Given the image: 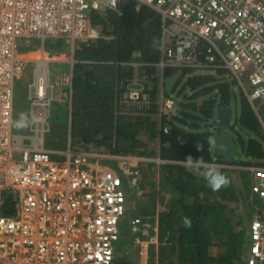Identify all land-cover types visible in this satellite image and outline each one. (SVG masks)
I'll return each instance as SVG.
<instances>
[{
    "label": "built area",
    "instance_id": "built-area-1",
    "mask_svg": "<svg viewBox=\"0 0 264 264\" xmlns=\"http://www.w3.org/2000/svg\"><path fill=\"white\" fill-rule=\"evenodd\" d=\"M124 1L0 0V264H115L128 185L136 183L135 176L130 180L132 172L124 168L125 185L121 175L100 167L89 152H69L58 160L45 147L57 98L43 58L35 60L29 84L33 147L14 143V115L15 90L27 63L20 44L63 40L75 49L95 43L104 35L93 26L92 14H121ZM132 1L137 10L150 8L160 16L162 53L156 64L130 63L132 77L117 79L118 114L154 116L161 134H169V123H180L176 97L183 93L163 94L167 71L172 76L187 72L186 78L217 75L239 87L264 132V0ZM151 67L155 73H149ZM71 88L69 84L62 93L61 103L71 101ZM250 170L251 192L260 205L249 223L245 261L264 264V167ZM7 195L12 197L9 205ZM130 226L135 233L149 225L135 218Z\"/></svg>",
    "mask_w": 264,
    "mask_h": 264
},
{
    "label": "trees",
    "instance_id": "trees-1",
    "mask_svg": "<svg viewBox=\"0 0 264 264\" xmlns=\"http://www.w3.org/2000/svg\"><path fill=\"white\" fill-rule=\"evenodd\" d=\"M93 26L103 31L104 38L91 44L78 45L75 50V60L73 77V124L94 125V135L103 136L102 140L98 142L95 137L90 138L83 136L84 143L88 146L98 145L104 146L107 151L112 154L120 155L122 153H132L134 148L140 147L141 141L137 139V130H133V122L130 123L131 116L124 115L119 120L115 119L113 115V104L116 101V82L117 79L124 80L132 77L133 70L130 63L138 61L148 64H156L160 61L162 53V21L160 16L154 10L142 7L139 10L136 8V3L132 0H125L121 8V14L118 13H93ZM42 42L34 40L30 46L35 47ZM20 51L23 49L25 43L20 44ZM67 44L63 40H48L45 42L46 51L59 52ZM139 54V58L135 57ZM90 61L91 63H86ZM149 73H155V67L149 69ZM182 74L180 79H187L184 87L180 93H185L186 90L193 92L189 96V104L184 105L185 109H191L199 114V116L186 114L192 120H198L200 117L205 121L213 122L215 120V113L217 107L226 108L231 107L232 104V83L229 81H222L217 75H194L186 78V74ZM222 72L221 74H223ZM173 75L172 70L167 71L166 79ZM180 82H178L179 84ZM188 97V96H187ZM201 97V101L198 99ZM157 106L153 110H156ZM146 117L147 120L139 122L141 129L147 128L152 135H155L157 119L154 116H140ZM151 117V120H150ZM76 121V122H75ZM137 123V122H136ZM182 125L183 123L180 122ZM115 124V125H114ZM240 126L252 133L253 137L245 139L238 137L236 143L241 149V153L249 160H257L260 167H264V132L260 126L251 104L243 95L241 99V114L239 117ZM171 130L169 134H161V158L165 161L182 162L187 156L191 155L193 158H202L204 161L214 163L211 147L213 143L212 132H189L183 127L175 123H169ZM211 126H209L210 128ZM194 129L200 130L198 124L192 126ZM232 130L231 128H229ZM90 138V139H89ZM121 138L128 145L131 151H127L126 147L123 151L119 150L116 139ZM92 143V144H91ZM199 149V150H198ZM217 157V156H216ZM219 158V157H217ZM219 161H222L219 158ZM251 162L237 161L232 165L248 166ZM173 168L174 166H168ZM221 170V169H220ZM225 175V171L221 170ZM172 174V173H169ZM197 178L194 177L187 168L180 167V172L173 184L176 189L182 192L190 191L186 200L181 198L178 203L184 212L188 215L191 221V227L180 228L177 239L178 251L180 258L185 262L183 264H206L209 260L207 255V245L204 244L205 235L203 232L204 219L200 215L203 208L210 206L203 203L201 210L197 205H191L189 196L194 194L195 182ZM198 184V183H197ZM203 189H207V183L203 179ZM192 188V189H191ZM210 191V189H209ZM194 192V193H193ZM11 196L7 195L5 199L6 205L11 202ZM193 204V203H192ZM7 214L10 211L6 210ZM129 211L127 212L128 216ZM126 216V219H127ZM165 219L164 230L161 233L162 241L168 232H171L169 223L172 220L171 216ZM125 226V223H124ZM163 229V228H162ZM125 233V230L123 231ZM246 237L235 234L234 244L228 251L225 258L220 259L218 264H232V260L240 252L241 256L237 258L241 264H246L247 255L244 252L243 244ZM126 240L125 235L122 234L121 242ZM236 240V243H235ZM174 245L163 246L160 249L159 264H173L171 256L176 253ZM168 253V254H167ZM245 255V256H243ZM168 256H170L168 258ZM242 257L244 260L242 261ZM234 258V259H233Z\"/></svg>",
    "mask_w": 264,
    "mask_h": 264
},
{
    "label": "rangeland",
    "instance_id": "rangeland-1",
    "mask_svg": "<svg viewBox=\"0 0 264 264\" xmlns=\"http://www.w3.org/2000/svg\"><path fill=\"white\" fill-rule=\"evenodd\" d=\"M65 43L67 44V47H64L59 52L46 51L45 44L43 46L42 43L38 45V47H32L25 44L22 48L27 50L25 52L20 51L23 58L27 60V63L25 64L22 76L17 82L15 90L14 143L19 146L33 147L36 143V136L32 131L31 106L28 99L29 84L33 82L34 72L37 68L35 60L41 58L44 60V57H48L49 59L47 60L51 71L49 80L52 85H55L54 95L55 98H57V100L53 102L50 110V116L48 118L49 130L44 134L45 146L51 147L53 144H60V141H65L66 143L68 137L71 143H75V135L77 130L80 131V128L76 123L74 124V127L71 126L72 121L75 118L71 115L69 107L65 103H61L59 99L62 97V93L68 90L69 84L73 83L72 79L74 76L72 75L74 74H72V65L77 62L74 59V56L75 50H77L78 47H75V49L72 50L73 45L68 42ZM139 56V54L135 55V57ZM85 62L91 63L90 61ZM40 63L46 64L45 61H41ZM186 80L187 79H180L179 74L166 79L163 83V94L166 92L171 94L173 92L175 95V92H181ZM220 80L226 81L227 79L220 78ZM178 82L180 83L178 84ZM157 89L159 93V84ZM231 91L233 96L231 101L233 118L228 130H230L229 128L232 129L230 131L236 140L239 136L245 139L253 137L254 135H252V133L244 130L239 124L241 99L243 95L240 92L239 87L235 84L232 85ZM192 94L193 92L186 90L185 93L176 97L179 105V107L175 109V113L178 116L177 119L182 115L184 122H192V124H198L202 130L212 129L213 132H216L218 130L216 119L218 108L216 109L215 120L211 123L210 121H205L202 117L198 120H192L186 116V114H196V116H199L198 113L191 109L184 108L185 104L188 106V98ZM199 100L201 101V97L198 101ZM145 120H147L146 117L140 116H131L129 120L130 123L133 122L134 127H132V129L139 130V138L137 137V139L143 144H146L145 142L148 139V135L141 131L142 126L138 123ZM87 125L89 126L90 123ZM93 126L94 125H91L87 130L83 129L81 133L90 138L95 137V141L97 138L99 142L102 140L103 136L98 135V137H96L94 135ZM209 126L211 127L209 128ZM35 128L36 126L33 125V129ZM71 128L72 130L74 129V132L69 131ZM155 128H157V126ZM116 142L119 150L123 151L126 147L124 145L125 142L121 140V138L116 139ZM158 151L159 147L157 148V144L154 143L150 149L146 150L142 147L140 150H133L132 153H122L118 155L122 164L118 161L115 170L119 174H124L123 168L121 167L123 166L125 171L132 172L130 180L135 176L136 183H131V186L128 185V190L131 192V199L129 201V213L127 219H125L126 224L124 226L126 240L123 243L120 241L117 245V260L115 261V264H159L160 249L165 245H174L177 250L175 255L171 256L173 264H183L185 262L183 258L179 260L180 253L178 251L177 239L180 228L184 225V218H188V215L184 210H179V203L175 199L171 200L163 194L164 190L160 187V181H163V167L158 164L155 165L156 167L152 170L151 167H148L149 165L146 162L148 158L154 160ZM237 160L243 162L250 161L249 159H246L243 154H241ZM239 166L241 167V165ZM257 166L259 165H249V167L245 169L246 173L242 171L244 181L243 191H247L246 193L249 192L248 185L251 190L254 182L250 169ZM160 171L162 172L161 174ZM236 174H238L241 179V170L237 171ZM226 177L228 179V184L222 187L219 191H212L207 184V187L211 190L208 192L210 198L207 197V200H204V202H209L208 205L210 207L203 208L201 216L204 219L203 232L206 238L203 242L207 245V251L210 250L212 254L208 256L209 260L206 264H218L220 259L226 257L229 253L228 249L230 250L234 244L235 234H240L246 237L245 243L243 244L244 252H247L250 242L248 233L249 220L255 217L256 211L253 206H258V204L254 201L250 202L248 194L245 199L244 197L242 198L241 194L243 191L240 186L241 180L237 181V177L234 173H228ZM125 179L129 183V179L127 177H125ZM167 216H171L172 219L169 223L171 232H168L166 235L167 237L162 241L161 233L164 230V225H167L162 223H164L165 219L168 220ZM135 218L143 219L144 224L147 223L149 226H140L138 231L133 233L131 231L130 223ZM124 246H127V250L122 249ZM141 252H144L145 255L142 256ZM240 256L241 254L239 252L238 256H236L235 259L233 258L234 262L232 260V264H241L237 259ZM243 260L244 257H242V261ZM187 264H189V261Z\"/></svg>",
    "mask_w": 264,
    "mask_h": 264
},
{
    "label": "crops",
    "instance_id": "crops-1",
    "mask_svg": "<svg viewBox=\"0 0 264 264\" xmlns=\"http://www.w3.org/2000/svg\"><path fill=\"white\" fill-rule=\"evenodd\" d=\"M72 50H74V49L72 48ZM74 59H75V57H74ZM75 64L72 65V67H73L72 74H74V66H75ZM72 76H74V75H72ZM72 82H73V79H72ZM71 91H72V99H71V101H69V103H66V105L69 107L70 113L72 115V112H73V102H72L73 101V88H71ZM217 108L219 110L221 107L218 106ZM218 110H217V112H218ZM113 115H114L115 119H117V120H119L121 117H124V115H125V114H118L116 112V110H115V103L113 104ZM195 116H196V114H195ZM180 118H183V116L181 115ZM180 118L178 119V121L179 122H182L183 125L181 123H175L176 125L183 127L185 130H187L189 132H194V133L201 132L202 129L199 131L198 129L192 128V126H194L195 123L192 124V122L191 123H188L186 121L184 122V120L183 119H180ZM71 126L74 127L73 121H72V125ZM156 126H157V128H156V130L154 132L155 135H152V132H150L147 128H143L141 130L142 132H144V133H146L148 135V139L145 142L146 144H143L141 142L142 145L140 147L134 148V150L135 151L140 150L142 147H144L147 150V149H150V147L154 143H156L157 144V148L159 147V151H158V154L156 155V157H155L154 160L151 159V158H148L146 160L147 164L149 165L148 167H151L152 170L156 167L155 165H158V164H159V166H162L163 167L162 168V171L164 173L162 175L163 176V181H160V184H161L160 187L163 188V190H164L163 194H165L171 200L172 199H175L177 202L181 198H184V200H186L187 197H188V193H191V192L189 190L186 191V192L185 191L182 192V190L176 189L177 187L173 184L174 180L176 179V177L178 176V174L180 172V167H182V166L185 167V166L182 164V162L165 161V160H163L161 158V148H162V144H161V132L159 130V126L158 125H156ZM88 127H90V126H88L87 123L86 124H83V125L79 124L80 131L77 130V132H76V135H75V143L74 144L70 142V139L68 137L66 143H65V141H60L61 142L60 144L58 143V144H53V146H51V147H49V146L48 147L45 146V147L48 148V150L53 153L54 158H56L58 160H63V159H65V157H69L68 156V153L69 152H75V151H85V152H89L90 154H92V161H94L100 167H102V168H104L106 170H109L110 169V170L116 171L115 169H116L117 162L119 161L120 164H122L121 161H120V157L117 154L110 153V151H107V149L104 146H98L97 144L96 145H92V146H88V145H86L84 143V141L82 139L84 135L81 132L83 131V129L84 130H87ZM69 131L70 132L71 131L74 132V129L72 130V128H71V129H69ZM202 131L212 132L213 134L215 133V132L212 131V129H210V130H202ZM138 135H136V137H138ZM130 143H128V145ZM124 145L126 146L127 144H124ZM127 146H126L127 151H131L129 149L130 146L129 147H127ZM21 147H23V146H21ZM27 148H31V147H27ZM211 153H212V157H213V160H214V164H216L217 166H219V168L221 170H224L225 171V176L228 175V173H231L232 172L237 177V181H240L241 180L240 186L242 188V191H243V187H244V181H243V173H242V171L245 172V169L248 168L249 165L252 166V165H255L257 163H260L257 160H252L251 159L249 161L251 163H249L248 166H241L240 167L239 166L240 164L239 165H232V164H227L223 160L222 161H219V158H217L218 156L216 155V152H215L214 142L212 143ZM155 163H157V164H155ZM169 165L170 166H174V167L173 168H169L168 167ZM121 167L123 168V171H124V167L123 166H121ZM239 170H241V175H242L241 179H240V176L238 174H236V172L239 171ZM189 172L194 177L197 178V181L195 182V186H194L195 187V190H194L195 193L193 192L194 194H192V195L189 196V201H191V205H197L198 208H199V211H200L202 209L201 208V204L205 203V204L208 205L209 202H204V200H207V197L210 198V194L208 192H210L211 190L209 191V188L208 187H207V189H203V187H204V185H203V178L198 174L197 171L189 170ZM161 173L162 172L160 171V174ZM169 173H172V174H169ZM119 175H121L124 179L126 177L124 174H119ZM124 183H125V185H128V182L126 181V179H125ZM248 184H249V182H248ZM248 190H249L248 193H246L247 191H243V193L241 194L242 198L244 197V199H245L246 196H247V194H248L249 195L250 202L251 201H254L259 206L260 205V201L251 192V190L249 188V185H248ZM127 192H128V209H129V201L131 199V192H130V190H128ZM175 197H177V198H175ZM178 207H179V210H182V208L180 207V204H179ZM253 208L256 210V206L255 205L253 206ZM248 212H250V211H248ZM201 214H202V210L200 211V215ZM249 221L251 222L252 219L249 220ZM123 231H124V224H123V228H122V234L126 236V234ZM121 239H122V237H121ZM165 246H168V245H165ZM122 249L127 250V246L122 247ZM207 254H208V256H210V254H212V253L210 252V250H208L207 251ZM169 257L170 256H168V258ZM116 260H117V255H116Z\"/></svg>",
    "mask_w": 264,
    "mask_h": 264
},
{
    "label": "water",
    "instance_id": "water-1",
    "mask_svg": "<svg viewBox=\"0 0 264 264\" xmlns=\"http://www.w3.org/2000/svg\"><path fill=\"white\" fill-rule=\"evenodd\" d=\"M232 118L233 111L231 107L220 108L216 118L218 130L213 136L216 155L227 164H235L242 154L232 132L228 130Z\"/></svg>",
    "mask_w": 264,
    "mask_h": 264
},
{
    "label": "clouds",
    "instance_id": "clouds-1",
    "mask_svg": "<svg viewBox=\"0 0 264 264\" xmlns=\"http://www.w3.org/2000/svg\"><path fill=\"white\" fill-rule=\"evenodd\" d=\"M182 164L189 170L197 171L212 191H219L228 184L227 177L220 170L219 166L214 163L206 162L200 157L193 158L189 155L182 161ZM184 226L191 227L190 219L184 218Z\"/></svg>",
    "mask_w": 264,
    "mask_h": 264
},
{
    "label": "bare ground",
    "instance_id": "bare-ground-1",
    "mask_svg": "<svg viewBox=\"0 0 264 264\" xmlns=\"http://www.w3.org/2000/svg\"><path fill=\"white\" fill-rule=\"evenodd\" d=\"M44 60H45V61H47V60H49V59H48V57H47V58H46V57H44Z\"/></svg>",
    "mask_w": 264,
    "mask_h": 264
}]
</instances>
